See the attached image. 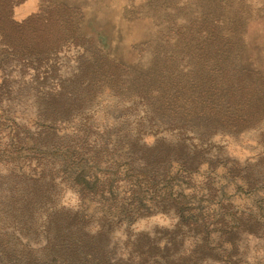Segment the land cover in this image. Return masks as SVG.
<instances>
[{
    "label": "trees",
    "instance_id": "trees-1",
    "mask_svg": "<svg viewBox=\"0 0 264 264\" xmlns=\"http://www.w3.org/2000/svg\"><path fill=\"white\" fill-rule=\"evenodd\" d=\"M27 1L0 0V264H247L264 216L231 198L264 191V157L225 149L264 141V68L241 20L167 23L159 71L135 77L110 28L53 0L16 19Z\"/></svg>",
    "mask_w": 264,
    "mask_h": 264
},
{
    "label": "rangeland",
    "instance_id": "rangeland-1",
    "mask_svg": "<svg viewBox=\"0 0 264 264\" xmlns=\"http://www.w3.org/2000/svg\"><path fill=\"white\" fill-rule=\"evenodd\" d=\"M53 2L71 6L85 19L95 18L96 25L103 27L105 31L110 28L114 57L118 62L130 64L135 77L154 75L159 71L166 49L167 23L194 20L208 10L218 12L225 23L241 20L245 44H250L248 47L258 70L264 68V0H53ZM40 3V0H28L16 9L15 18L18 20L26 18L38 10ZM262 80L264 81V78ZM259 140L258 132L252 131L233 141L231 147L225 149V155L228 159L237 160L241 164L247 161L253 165L258 157H264V141L258 144ZM229 195L233 193L230 192ZM263 199L264 191L261 190L251 192L250 195L236 193L231 202L235 209L244 207L251 210L252 214L260 212V216L261 214L264 216V208L262 213L260 211ZM58 202L62 206L72 208L78 204L75 195L67 191ZM262 222L264 226V218ZM171 223L167 217L157 215L141 220L137 226L138 230L152 232ZM256 243V240L250 242L248 253L250 259L247 264H264V247L255 248Z\"/></svg>",
    "mask_w": 264,
    "mask_h": 264
},
{
    "label": "water",
    "instance_id": "water-1",
    "mask_svg": "<svg viewBox=\"0 0 264 264\" xmlns=\"http://www.w3.org/2000/svg\"><path fill=\"white\" fill-rule=\"evenodd\" d=\"M109 53V58H110V62H113L115 64H118L119 62L116 60V58L114 57V52H111V50L107 51Z\"/></svg>",
    "mask_w": 264,
    "mask_h": 264
}]
</instances>
